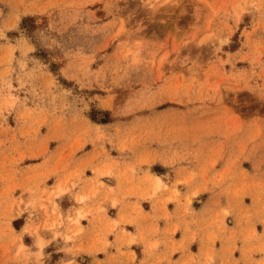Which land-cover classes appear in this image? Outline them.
Wrapping results in <instances>:
<instances>
[{
	"label": "rangeland",
	"instance_id": "1",
	"mask_svg": "<svg viewBox=\"0 0 264 264\" xmlns=\"http://www.w3.org/2000/svg\"><path fill=\"white\" fill-rule=\"evenodd\" d=\"M141 200L199 249L140 264H264V0H0V264H83Z\"/></svg>",
	"mask_w": 264,
	"mask_h": 264
},
{
	"label": "crops",
	"instance_id": "2",
	"mask_svg": "<svg viewBox=\"0 0 264 264\" xmlns=\"http://www.w3.org/2000/svg\"><path fill=\"white\" fill-rule=\"evenodd\" d=\"M105 178L106 180L107 179L109 180V178L107 177ZM174 179L175 177L169 180L168 181L169 183L167 185L168 186L172 185L174 182ZM109 182H110V186H114L115 183L113 180H110ZM149 186L150 185L146 183L142 188H145V187L149 188ZM177 188H179L181 192L184 191L183 184L181 183L177 184ZM170 194L165 191L164 193H162L161 196L162 198H165ZM194 200H196L195 197H194ZM131 201H134V200L132 199ZM140 203H141V206L143 207L142 217L144 219H141V221L140 219H137L138 220L137 222H139L138 223L139 225L141 224V227L139 225L135 226L133 223H127L125 221L126 219L132 218L134 216V213L130 209L118 211L117 207H111L110 205L106 207V212H105V215L108 216L110 219H107L106 217H104L103 216L104 214H103V215H97V219H98L97 222H94V221L89 222L87 218H84L81 220V225L83 226V229L85 230L84 237H83L84 248L89 249V247L95 244L98 245V248H99V250H97L95 254L96 256H93V254H89L87 250L82 252L80 255L86 256L85 258L87 259V261L83 264H118L117 259L119 257V251H124V252L133 251L134 255L136 256V259L134 260V262L130 261L128 264H140L139 261L146 255L145 253H142L143 249L144 248L146 249L148 248V246H151L153 244L152 242L165 241L167 244H170L171 242L169 241L171 240L175 241L174 244H178L179 241L181 240H184V242H186L187 241L186 238H188L191 235L193 230L194 232L197 230L195 228L196 226L194 225H191L189 230L184 229V227L179 222V218L174 215L175 204L170 201L166 202L165 204L166 210L168 214L170 215L169 219H165L164 217H158V219L155 218L159 216L160 214L164 215L165 213L164 209L159 210L157 209L158 207L152 208L151 204L149 205V202L147 200H144V201L141 200ZM196 208H199V207H196ZM111 220L118 221L119 225H117V227L114 229L115 232L117 231L116 235L114 231H110L106 229L108 228V224L110 223ZM155 224H157V226L159 227L158 233L152 232L151 230L152 228L155 227ZM175 224H178L179 228L173 233H171L170 229H172ZM122 228L125 229L126 231H129L130 236H126L125 234H122L121 233ZM164 229H167V230L164 231ZM143 230H145L146 232L145 239L140 240L138 238L139 233L140 231H142L143 232L142 235H144ZM105 234L107 238V245L98 243L97 239L103 240L105 237ZM129 238H131V241L128 243ZM193 242L194 241L192 240L186 243L190 246L195 244L196 250L198 251L199 238L195 240L194 243ZM171 249L172 248H169L168 246L164 247V245H162L161 243L158 246L157 252L159 251L164 252L172 264H181L184 260L187 259L188 254L186 252H184L183 255H181L179 251H176V250L173 253H170ZM253 249L257 250L258 248L254 247ZM240 251L244 253L246 252V250L241 249V248H240ZM247 252L250 253V250H248ZM168 258L164 259V261L166 262ZM122 259L124 263L127 264L126 257ZM204 259L205 260L202 261L203 262L202 264H208L209 262L208 258L205 257ZM119 264H123V263L119 262ZM160 264H164V262H161ZM222 264H225V263L222 262Z\"/></svg>",
	"mask_w": 264,
	"mask_h": 264
},
{
	"label": "trees",
	"instance_id": "3",
	"mask_svg": "<svg viewBox=\"0 0 264 264\" xmlns=\"http://www.w3.org/2000/svg\"><path fill=\"white\" fill-rule=\"evenodd\" d=\"M32 20V18L31 17H29V16H25V17H23L22 19H21V22H20V27L21 28H23V27H25V23L27 22V21H31ZM34 28V25L33 24H30V31L32 30ZM104 115H107V112L105 111V112H102ZM90 115V114H89ZM91 119H93V120H96V118H95V116H93V115H90L89 116ZM105 121H107V120H105ZM153 170L155 171V172H157V173H161L162 171V168H160L159 166H155V167H153ZM13 225H14V227L15 228H19V220L18 219H16V220H14L13 221Z\"/></svg>",
	"mask_w": 264,
	"mask_h": 264
},
{
	"label": "bare ground",
	"instance_id": "4",
	"mask_svg": "<svg viewBox=\"0 0 264 264\" xmlns=\"http://www.w3.org/2000/svg\"><path fill=\"white\" fill-rule=\"evenodd\" d=\"M155 178H156V182H157L156 186H158V185H159V183H160V179H159V178H157V177H155Z\"/></svg>",
	"mask_w": 264,
	"mask_h": 264
}]
</instances>
